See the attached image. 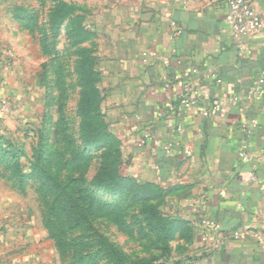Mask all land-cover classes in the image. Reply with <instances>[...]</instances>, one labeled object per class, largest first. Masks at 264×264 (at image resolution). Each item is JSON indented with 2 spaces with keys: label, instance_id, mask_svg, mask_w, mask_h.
<instances>
[{
  "label": "rangeland",
  "instance_id": "obj_1",
  "mask_svg": "<svg viewBox=\"0 0 264 264\" xmlns=\"http://www.w3.org/2000/svg\"><path fill=\"white\" fill-rule=\"evenodd\" d=\"M65 1L87 31L77 44L66 26L46 33L52 0H0V264L187 263L198 253L189 190L128 166L101 75L84 88L76 72L80 48L98 72L97 1ZM90 87L101 95L97 109L85 104ZM99 120L110 136L86 143ZM117 149L119 174L146 190L93 182Z\"/></svg>",
  "mask_w": 264,
  "mask_h": 264
},
{
  "label": "crops",
  "instance_id": "obj_2",
  "mask_svg": "<svg viewBox=\"0 0 264 264\" xmlns=\"http://www.w3.org/2000/svg\"><path fill=\"white\" fill-rule=\"evenodd\" d=\"M96 1L91 24L97 28V68L107 91L104 102L121 120L116 129L128 166L145 179L189 190L197 264H264L257 236L264 215V83L257 86L264 71V0H254L263 26L247 39L249 50H239L232 39L225 0ZM171 20L183 30L173 39ZM179 69L190 90L198 91L189 108L181 106L182 83L170 79ZM204 109L207 116L200 114ZM145 133L152 139L139 145ZM242 145L251 161L238 159ZM252 164L255 181L249 177ZM202 217L222 225V247Z\"/></svg>",
  "mask_w": 264,
  "mask_h": 264
},
{
  "label": "built area",
  "instance_id": "obj_3",
  "mask_svg": "<svg viewBox=\"0 0 264 264\" xmlns=\"http://www.w3.org/2000/svg\"><path fill=\"white\" fill-rule=\"evenodd\" d=\"M226 1V12L224 15L225 24L232 36V39L235 41V45L239 50H249L247 45V39L255 37L258 35L262 29L263 21L261 19L260 13L256 9L254 5V0H225ZM170 35L171 39L181 35L182 28L174 21L171 20L170 23ZM143 56L151 55L152 57H159L158 53L155 51H143ZM177 65L181 64V60H176ZM180 66V65H179ZM184 70H178L171 76V80L178 81L182 83L183 88L186 91V94L181 100V106L184 108H189L193 106L198 98V91L194 89L193 91L190 90V83L183 79L184 77ZM209 76L214 78L215 73L210 72ZM264 83V71L261 73L260 77L258 78L257 86L260 87ZM166 87V86H165ZM208 110L204 109L200 111V114L203 116L208 115ZM161 113H158L160 116ZM243 128L247 133L248 130V123L243 125ZM175 129L177 131H183V126L180 124L175 125ZM152 139L148 133H145L139 139V145H144L148 140ZM238 159L242 162H248L250 160V155L246 145H242L238 151ZM255 164L251 165V170L249 172V177L252 181L256 180L255 174ZM201 223L211 230V235L216 241V245L220 248L224 245L227 234L223 230L222 225L215 221L212 218L202 217ZM258 239L261 243L264 244V215L260 221L259 230L257 233Z\"/></svg>",
  "mask_w": 264,
  "mask_h": 264
},
{
  "label": "trees",
  "instance_id": "obj_4",
  "mask_svg": "<svg viewBox=\"0 0 264 264\" xmlns=\"http://www.w3.org/2000/svg\"><path fill=\"white\" fill-rule=\"evenodd\" d=\"M52 4L48 9V15L46 19V33L48 34L51 32L52 34L56 33L60 30L62 26H66L67 34L70 33V30L74 32V35L72 36L74 38V43L77 44L81 41H83L86 37V30L84 29L83 25L78 23H74L75 19H79L78 15H75L74 12L71 11L72 5L68 3L65 0H52ZM73 24V25H72ZM87 52V49L80 48L78 49L77 54L79 55L80 61L77 65V74H78V80L79 84L81 83L82 86L85 88L86 84L90 85V82L93 84L96 83L98 80L100 74L95 69V57L94 55L90 56L88 61H84L86 57L84 54ZM93 89V93L90 91L86 93L84 91V95H88L93 100L90 102H85L86 105H91L94 107V109H97L99 107L100 101H101V95L97 91L96 87H90V90ZM84 106V102L83 105ZM84 112V109L82 110ZM104 122L102 120H99L98 124L92 125V130L85 131L86 137V143L89 144H98L100 141H102L103 138H106L107 136H110L109 133L106 131V126L103 124ZM91 126V125H90ZM88 130V128H87ZM116 156L113 159V166L106 169L103 167V169L100 171L98 175L94 177V181L96 185L101 186L103 188H109V189H118L122 187H126L128 185H133L138 190H146L148 183H135L134 180L130 177H123L118 172L117 164H119V158L121 153L116 150ZM148 216V215H145ZM154 219L156 221H154ZM159 220V215L155 216L154 218H151L150 223L153 224L152 226H157ZM155 259H150L147 261H143L141 264H165V263H154ZM189 264H196L195 258H191V260H188ZM182 261H175L170 264H188Z\"/></svg>",
  "mask_w": 264,
  "mask_h": 264
}]
</instances>
